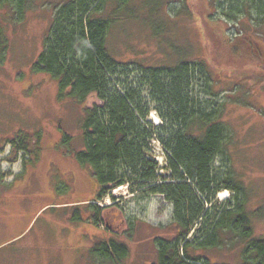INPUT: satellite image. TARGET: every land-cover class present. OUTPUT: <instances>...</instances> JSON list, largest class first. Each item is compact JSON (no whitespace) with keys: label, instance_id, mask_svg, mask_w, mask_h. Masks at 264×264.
<instances>
[{"label":"rangeland","instance_id":"obj_1","mask_svg":"<svg viewBox=\"0 0 264 264\" xmlns=\"http://www.w3.org/2000/svg\"><path fill=\"white\" fill-rule=\"evenodd\" d=\"M63 1L34 0L23 18L14 6L0 4V264H154L156 238L176 231L172 204L161 194L132 193L128 184L94 200L99 186L92 168L72 155L87 145L86 109L103 102L96 92L83 102L59 99L58 80L34 70L55 23V6ZM134 1L143 15V0ZM161 1L157 23L163 29L158 34L139 15L110 30L111 52L127 63L121 62L119 75L127 79V70L132 71V86L142 91L151 108L147 120L163 125L161 104L147 81L148 67L176 66L180 59L206 60L204 67L191 63L197 73L191 94L201 110L217 111L230 136L214 169L220 177L232 174L247 187L253 212L264 205V79L257 80L261 74L252 69L248 74L246 62L216 57V47L205 36L214 37L213 30L206 32L201 18L209 0ZM212 1L218 8L216 19L224 10L232 16L231 35L253 38L264 53V0ZM20 131L29 137L26 151L10 142ZM151 145L161 172L168 175L167 150L156 137ZM221 191L228 197L221 198ZM236 194L222 185L217 200L221 203ZM94 202L101 207L98 223L95 206H89ZM77 211L79 220L73 218ZM252 221L255 233L264 236V215H253ZM110 238L126 243L129 254L117 260L92 252ZM203 253L214 263L240 260L238 249Z\"/></svg>","mask_w":264,"mask_h":264},{"label":"trees","instance_id":"obj_2","mask_svg":"<svg viewBox=\"0 0 264 264\" xmlns=\"http://www.w3.org/2000/svg\"><path fill=\"white\" fill-rule=\"evenodd\" d=\"M33 1L0 0V4L14 6L19 18H23ZM161 2L143 0V15L138 13L134 0L58 3L54 26L34 70L58 80L59 99L83 102L96 92L103 102L86 109L87 145L72 155L92 168L99 186L94 200L103 199L112 189L128 184L132 193L161 194L172 204L176 231L169 237L156 238L158 260L154 264H221L203 253L209 249H238L237 264H264V236L255 233L252 221L253 215H264V205L250 212L247 187L232 174L220 177L214 169L215 159L226 150L229 129L217 111L201 110L191 94L197 75L191 63L200 62L204 67L206 60L180 59L176 66L148 67L147 81L161 104L158 110L166 121L163 125L147 120L151 108L142 91L132 86V71L127 68V79L119 75L121 62L127 63L111 52L110 30L117 22L139 15L158 34L157 30L162 28L157 23ZM207 8L208 12L201 18L205 31L213 30L214 37L205 36L216 47L219 55L216 57L224 62H246L248 74L252 69L261 74L257 80L264 79V53L257 41L249 36L233 37L230 13L224 10L216 19L218 8L212 0ZM253 62L254 66H250ZM23 133L20 131L10 139L18 151H26L28 147L29 137ZM154 137L167 150L168 175L161 172L154 156L151 145ZM70 139L65 136V141ZM32 155L35 160L39 157L38 152ZM221 184L237 194L219 203ZM89 206H95L94 222L98 223L101 207L95 202ZM80 216L77 211L73 218L79 220ZM92 252L118 260L129 254V248L126 243L110 238L96 244Z\"/></svg>","mask_w":264,"mask_h":264},{"label":"bare ground","instance_id":"obj_3","mask_svg":"<svg viewBox=\"0 0 264 264\" xmlns=\"http://www.w3.org/2000/svg\"><path fill=\"white\" fill-rule=\"evenodd\" d=\"M220 197H221V198H226V197H228L227 192H225V191H221V192H220Z\"/></svg>","mask_w":264,"mask_h":264}]
</instances>
